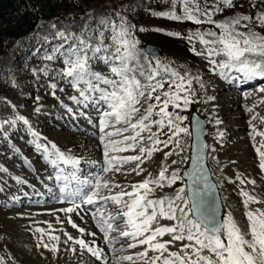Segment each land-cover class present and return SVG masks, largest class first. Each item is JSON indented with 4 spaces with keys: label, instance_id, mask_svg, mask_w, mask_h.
<instances>
[{
    "label": "rangeland",
    "instance_id": "374dc122",
    "mask_svg": "<svg viewBox=\"0 0 264 264\" xmlns=\"http://www.w3.org/2000/svg\"><path fill=\"white\" fill-rule=\"evenodd\" d=\"M130 1L117 8L111 2H106L92 8L79 18L73 15H63L61 18L41 21L30 34L17 41L10 40L6 51L0 57V129L3 127L6 129L0 132V264H117V258L127 256L130 251L133 252L132 255H135L145 249V245L128 248V244L135 241L120 236V232L127 229L124 226H117L115 221L110 220L112 215L120 212L110 211L111 206L108 204H115L111 200L90 213L96 218L94 221L96 230H94L93 221H90L89 216L85 214L89 210H84L82 205L75 208L73 212H64L62 209L74 207L77 204H73L72 201L67 203L64 198L50 194L55 202H60V206L54 204L55 206L50 207L42 205L38 208L36 206L15 208L12 206L13 196L10 194L16 188L24 189L23 184L28 188L33 186L37 188L34 182L40 186L38 189L43 188L41 186L43 181L57 186L59 182L57 177L66 174L68 167L73 169L74 166L71 164L65 165L57 162L60 172L64 170L63 173L59 171L39 173L38 170L44 167V163L50 162L48 153L54 151L51 148L52 144L80 161L77 166V175L80 179L91 180L99 173L102 181L108 182L109 188L99 189L101 197L116 195L121 191L131 192L132 185L139 184L145 179L158 178V173L163 167L168 168L166 175H170L173 170L180 175V171L187 166L191 135L180 134L179 137H173L166 148L163 144L157 145L156 147L160 150L153 152L151 158H148L146 153L139 152L140 147H152V141L147 138L151 133L145 131L141 133L144 139L135 143V150L110 153L116 157L142 155L144 162L140 167L143 171L139 175L133 171L139 163L136 161L116 165L120 168L119 171L99 172V169L101 171L104 166L105 159L103 148H98V146H103L100 140L103 133L99 130L100 121L94 124L93 122L101 116V105L99 108L92 105L93 111H87L83 109L84 104H77L70 99L72 96L82 99L77 89H85L87 85L81 83L74 87L70 83L71 78L64 75L67 50L72 45H78L80 39L96 45L98 43L96 33L100 28L99 21L103 19L118 21L117 14L130 25L135 26L133 18L126 16L129 11H132L133 17H136V21L141 26H146V31H139L134 27V36L140 43L137 46L138 61H133L130 66L136 68L137 78L143 81L139 72L155 69L157 63H159L161 72L167 68L170 72L180 73L184 77L185 86L189 88L187 93H181V95H187L190 103L183 106L181 102L180 108L170 106L168 111L185 117L181 126L188 128L190 133L189 120L193 112L206 121L208 141L211 145L209 165L222 194L225 206L224 220L228 218V214H231L238 226L246 231L248 221L245 213L249 210H264V171L260 168V156L256 151L257 148L264 151V147H261L264 136L254 133V128L256 131L264 132V91H262L264 85L250 86L246 90L237 89L236 86H221L219 79H227L232 73L236 75V70L225 69L223 71L226 75H221V69L211 63L212 59L219 61L222 57H210L206 49L219 47V45H205L195 35L189 41L186 38L165 34V32H177L182 37H187L195 33L206 34L209 31H215L219 36L222 30L217 28L216 24L230 23L240 17L238 31L248 32L251 29L264 35V24L256 19L264 14V0H233L231 7L216 0H198L204 9H210V7L218 9L213 11L211 17L215 23L201 24L188 20L174 21L153 15V13L165 11H176L177 14H181L183 6L179 2L173 9L171 0ZM169 3L170 6L165 7ZM219 16L225 18L218 19ZM243 16H249L252 19L245 21L242 19ZM201 19L206 20L207 17L201 16ZM245 24L247 27L243 26ZM153 29L164 31L158 32ZM104 31L107 36L108 31L106 29ZM60 33L64 35L61 36ZM205 39L214 38L205 35ZM105 42L108 43L107 40ZM147 44L161 47L163 51L161 58L154 59L146 54ZM197 51L203 54L197 55ZM89 63L92 70L101 72L110 79H118L100 60L92 59ZM52 85L56 87L53 88ZM93 95H98V93ZM209 97L214 99H209ZM69 108L71 112L68 111ZM36 109L39 111L37 112ZM12 112L18 117H25L28 124H21L22 129H20L19 124H16V116ZM142 115H144L143 107L134 117V121L139 120ZM152 119H159V117L154 115ZM217 120L220 121L219 124L216 123ZM124 126L123 124L118 125V127ZM106 131H112V128L109 127ZM156 132L157 126H153L152 133ZM164 133L166 134L159 135L162 141L171 135L167 128L164 129ZM124 135H134V132L129 129ZM113 139L119 140L122 137H113ZM153 139L156 137L154 136ZM177 139L179 147L176 145ZM126 143L134 142L127 141ZM38 144L48 146L47 150L37 147ZM40 150L42 153H39ZM169 152L172 154L166 156L165 154ZM173 161L176 163L173 164ZM241 180L245 183L241 184ZM253 180L255 184L248 182ZM152 187L153 192L149 194L148 199H175L181 187L185 189L183 195L186 198V188L182 179L171 186L165 185L160 188L152 185ZM241 189L257 197L260 202L250 203L246 208L245 197L240 194ZM126 198L128 199L127 196L123 197L124 200ZM14 199L19 201L18 198ZM3 203L6 205H2ZM64 203L67 205L63 206ZM176 204L183 206L182 201H176ZM185 211L188 217L192 218L187 208ZM69 220L77 227L73 228ZM75 220L82 223L85 228ZM106 222L113 223L116 230H102V226L106 227ZM175 223L176 221L158 217L153 227L172 226ZM37 229H44V232H38ZM79 229H84V231L80 232ZM97 232H100L103 237L102 246L106 245V251L100 248L103 250L101 257L108 251L112 253L113 259L110 260L106 256L105 260L101 261L100 258L99 261L86 248H81L75 242L83 239L89 247L97 249V242L93 240L94 237L99 238ZM50 235L59 237V240L50 239ZM69 235L73 237V240H68ZM164 236L157 239L161 241L171 239L168 234ZM187 243L191 242L175 241L169 245V251H180L182 244ZM43 244H47L48 248L43 247ZM53 247L58 250H50ZM24 250L27 252L24 253ZM203 254L209 255L206 250ZM152 255L155 253L149 252V256ZM119 264H131V262L120 260ZM137 264H143V262L137 261Z\"/></svg>",
    "mask_w": 264,
    "mask_h": 264
},
{
    "label": "snow or ice",
    "instance_id": "6c2138e0",
    "mask_svg": "<svg viewBox=\"0 0 264 264\" xmlns=\"http://www.w3.org/2000/svg\"><path fill=\"white\" fill-rule=\"evenodd\" d=\"M178 2L183 6L181 14H177L176 11H165L153 13V15L174 21L188 20L195 24L215 23L211 17L213 11L218 9H204L198 0H171L173 9L176 8ZM220 2L229 7L233 6V0H220ZM201 16H205L207 19L202 20ZM117 17L118 21L107 19L99 21L100 28L96 33L98 38L96 45H91L80 39L78 45H72L67 50L64 75L71 78L70 83L74 87L81 83L87 85L85 89H77L82 99H78L76 96H72L70 99L77 104H84L85 107L88 106V103L94 105L102 103L106 106L101 111L99 128L100 132L103 133L100 140L103 143L105 158L101 172L119 171L120 168L116 165L136 161L139 163L133 171L139 175L143 171L140 167L144 162L142 155L116 157L110 153L135 150V143L144 139L141 133L145 131L151 133L147 138L152 141V147H140L139 152L141 154L146 153L148 158H151L153 152L160 150L156 147L157 145L163 144L166 148L173 137H179L180 134L191 135L188 128L181 126L185 117L168 111L170 106L180 108L181 102L183 106L190 103L187 95H181V93H187L189 88L185 86L184 77L180 73L170 72L167 68L161 72L159 63L155 69L147 72L141 70L139 76L143 77V81L138 79L136 68L130 66L133 61H138L137 46L140 41L134 36L135 26L130 25L119 14ZM242 19L247 21L252 17L243 16ZM256 19L264 24V14L256 17ZM240 22L241 18L238 17L230 23L216 24V27L222 30L219 36L215 31H209L206 34L195 33L187 37H182L177 32H165V34L186 38L189 41L195 35L205 45H219V47H210L206 51L210 57H222L219 61L211 60L213 65L221 69V75H226L223 71L225 69H235L249 79L264 77V35L251 29L248 32L238 31L237 26L240 25ZM243 26L247 27L246 24ZM105 29L108 31L107 36H105ZM139 31H146V29L140 28ZM153 31L161 32L164 30L153 29ZM60 35L63 36L64 34L60 33ZM205 35L214 39H205ZM106 40L108 43L105 42ZM192 50L196 51L195 49ZM149 51L155 58V50ZM196 54L201 55L203 53L197 51ZM252 57L262 59H253ZM92 59H98L103 65L108 66L110 72L118 79H110L101 72L92 70L89 63ZM188 83L190 85V82ZM100 85L108 87H101ZM52 87L55 88L56 86L52 85ZM97 93L98 95H93ZM209 99L214 98L209 97ZM141 107L144 108V115L139 120L134 121V117L141 111ZM249 110L251 111V109ZM36 111L38 112L39 109ZM68 111L71 112L72 110L69 108ZM154 115L159 119H152ZM18 119L24 124H28L25 117L20 116ZM216 123L219 124L220 121L217 120ZM121 124L125 126L118 127ZM153 126H157L156 133H152ZM109 127L112 128V131H106ZM165 128L171 132V135L162 141L159 139V135L166 134L164 133ZM129 129L134 132V135H124ZM254 133L264 136V132L256 131L255 128ZM33 135L38 136L36 133ZM154 136L156 139H153ZM113 137H122V139L117 140ZM127 141L134 143L128 144ZM176 145L179 147L178 139ZM37 147L47 150L48 146L38 144ZM261 147H264V141L261 142ZM51 148L54 151L49 152L48 156L54 166L57 162L74 166L73 170L57 177V179L64 181L63 186L60 187V192L66 198L70 200L78 198L81 203L87 205L96 204L97 200L104 202L111 200L115 204H124L126 210H121L112 215L110 220L113 222L118 218L125 220L124 227L127 230L120 232V236L135 241L129 243L128 248H135L139 245L146 247L135 255L117 258V264L120 260L129 261L131 264H137V261H141L143 264H264V210H249L245 213L248 221L246 231L238 226L231 214H228L226 220L219 221L214 210H212L213 206L204 199L206 192L201 191L199 187L200 183L204 184L205 189L212 187L207 184L206 175L196 174L198 169L202 171L199 166V155L192 161L193 172L186 173L192 183L196 185L191 196L185 198L183 195L185 189L181 187L175 199L152 200L148 199L149 194L153 192L152 185L163 188L165 185H174L182 178L176 170H173L170 175H166L168 168L163 167L158 173V178L145 179L139 184L132 185L131 192L121 191L116 195L100 197L99 189L109 188L108 182L102 181L99 173L91 180L80 179L77 175V166L80 161L59 150L55 144H52ZM256 151L260 156V168L264 171V151H261L260 148H257ZM171 154L169 152L165 155ZM172 163L175 164L176 162L173 161ZM237 178L239 179V177ZM240 182L241 184L245 183L244 180ZM248 182L255 184L254 180ZM85 186L88 187V191H85ZM116 187H120V185H116ZM240 194L245 197L244 205L246 208L250 203L260 202L257 197L243 189H241ZM125 196L130 199L125 201L123 199ZM189 200L191 201L190 208ZM176 201H182L183 206L176 204ZM78 207L80 205L77 204L74 207L62 209V211L70 213ZM186 208L197 213L194 219L188 217ZM158 217L173 220L176 223L172 226L153 227ZM69 223L72 221L69 220ZM72 227L76 228L77 225L72 223ZM109 229L116 230L113 223L106 222V227L102 226V230L107 231ZM37 231L43 233L44 229H37ZM79 231L83 232L84 229H79ZM165 234L170 235L171 239L167 241L157 239ZM91 235H95V233H91ZM50 239L59 240V237L50 235ZM68 240H73V237L69 235ZM184 240L191 243L182 244L180 251H169V245L173 242ZM75 242L81 248H86L96 259L101 258L102 249L89 247L83 239ZM43 247L48 248V245L43 244ZM50 250L57 251L58 249L53 247ZM205 250L209 255L203 254ZM149 252H153L155 255L149 256Z\"/></svg>",
    "mask_w": 264,
    "mask_h": 264
},
{
    "label": "trees",
    "instance_id": "16d2710c",
    "mask_svg": "<svg viewBox=\"0 0 264 264\" xmlns=\"http://www.w3.org/2000/svg\"><path fill=\"white\" fill-rule=\"evenodd\" d=\"M106 2L114 7L131 2L130 0H0V57L6 51L10 40H19L30 34L40 21L61 18L63 15L81 17L92 8ZM135 21L137 30L141 26L132 11L126 14ZM138 18V17H137ZM131 19V18H130Z\"/></svg>",
    "mask_w": 264,
    "mask_h": 264
},
{
    "label": "bare ground",
    "instance_id": "6f19581e",
    "mask_svg": "<svg viewBox=\"0 0 264 264\" xmlns=\"http://www.w3.org/2000/svg\"><path fill=\"white\" fill-rule=\"evenodd\" d=\"M4 61V60H3ZM6 63V62H5ZM1 65V64H0ZM235 72V71H234ZM228 75V74H227ZM264 79V77H255V78H251V79H249V78H246V77H244V75L242 74V73H240V72H238V71H236V75L234 74V73H232V74H229L228 75V77H227V79L225 78L224 80L226 81H224L223 79H219V83L221 84V86L223 85H227V86H230V87H234V86H236L237 87V89H241V90H246L248 87H250V86H252V87H257V86H259V84L260 85H264V81H262ZM228 81V82H227ZM225 90V89H224ZM69 99V98H68ZM94 106V104H92V103H88V106L85 108H83V109H85V110H87V111H93L92 109H91V106ZM101 105V111L106 107L105 105H103L102 103L100 104ZM100 105H95V107H98L99 108V106ZM84 106V105H83ZM62 117V116H61ZM100 119H101V116H99V117H97L96 119H95V121L93 122V124L95 123V122H97V121H100ZM84 121V120H83ZM3 122V121H2ZM20 129H22V126H20L19 127ZM207 133H208V128H207ZM101 136V135H100ZM206 139L207 140H209L208 139V136H207V134H206ZM209 142V141H208ZM33 144V143H32ZM210 144V143H209ZM30 145V144H29ZM211 146V145H210ZM98 148H103V146H98ZM210 149H211V147H210ZM96 150V149H95ZM41 151V150H40ZM39 152V151H38ZM39 153H42V151L41 152H39ZM209 153H210V151H209ZM210 158V157H209ZM91 159V158H90ZM45 161H47V160H45ZM211 162V161H210ZM60 164V163H59ZM57 165V164H56ZM103 165H104V163H103ZM88 166V165H87ZM102 166V165H101ZM67 172H69V171H71V170H73V169H71V167H68L67 168ZM39 171V173L40 174H46V173H48V172H50V171H59L60 172V170H59V166L57 165V166H53L50 162H45L44 163V167L43 168H41V169H39L38 170ZM93 171H97L96 169H93ZM36 172H37V170H36ZM64 172V170H61V172L60 173H63ZM99 172H101L100 171V169H99ZM95 177V176H94ZM41 178V177H40ZM42 181V180H41ZM216 181V180H215ZM35 184H36V187L37 188H35L34 186L33 187H26L24 184H23V188L24 189H18V188H16V190L15 191H13V193H10L14 198H18V200L19 201H13L12 200V202H13V207H15V208H21V207H25V206H30V207H32V206H36V208H38L39 206H42V205H44V206H47L48 205V207H50V206H55L54 204H56V206H60V202H55L54 201V199H52V197H51V195L50 194H55V195H57L58 197H61L63 194L60 192V187H62L63 186V184H64V181L63 180H61V181H59L58 183H57V186H53V185H49L47 182H42V187L43 188H41V189H38V187H40V186H37V183L36 182H34ZM216 184H218L217 182H216ZM25 186V187H24ZM219 186V185H218ZM220 188V187H219ZM40 190L42 191V192H40ZM89 189H88V187L87 186H85V191H88ZM15 192V193H14ZM45 193H47L49 196H45ZM46 194V195H47ZM107 194V193H106ZM30 196H32V198L30 199ZM107 196V195H106ZM7 197H8V195H7ZM101 197V196H100ZM64 198H66L65 196H64ZM130 198L128 197V199L126 198L125 199V201H127V200H129ZM66 201H72L73 202V204H78V205H82V208H85L84 210H86V209H88L89 210V212H85V214L86 215H88L89 216V218H90V221H93V228H94V230H96L95 228H96V223L94 222L95 221V217L94 216H92L90 213L91 212H93V211H95V210H97V209H99V208H101V206L102 205H105V203L106 202H104V201H100V200H97V203L96 204H93V205H87V204H83V203H81V201L80 200H77V199H74V200H70V199H68V198H66ZM68 203V202H67ZM69 204H71V203H69ZM2 205H4V203L2 204ZM5 205H6V203H5ZM4 205V206H5ZM67 205V204H66ZM65 205V203H64V205L63 206H66ZM107 206V205H106ZM108 206H111L110 207V211H112V212H118V211H121V210H126V209H124V204H122V203H120V205L119 204H108ZM34 208V207H33ZM79 208V207H78ZM114 208V209H113ZM77 218V217H76ZM81 220V219H80ZM79 220V221H80ZM75 222H77L76 220H75ZM81 227H83V228H85L84 226H82V223H80V222H77ZM84 223V222H83ZM115 223L117 224V226H119V227H122V226H124V220L122 219V218H118L116 221H115ZM98 233V232H97ZM98 235H99V238L97 239L96 237H94L93 238V240H95L96 242H97V249H100V248H103V250L104 251H106V245L103 247L102 246V244L104 243V240H103V237H102V235H101V233L99 232L98 233ZM164 237H166V236H164ZM89 241H90V239H88ZM163 240V239H162ZM5 246V245H4ZM9 246V245H8ZM21 251H22V249H21ZM85 250H83V252H84ZM24 253H26L27 251L26 250H24L23 251ZM29 252H30V250H29ZM28 252V253H29ZM32 252V251H31ZM86 252V251H85ZM27 253V254H28ZM33 253H34V251H33ZM133 254V252L132 251H130L129 253H127V255H132ZM25 255V254H24ZM27 256H29V255H27ZM108 257L110 260L111 259H113V257H112V253H110V252H106V255H102V257H101V261L102 260H105V257ZM33 259V258H32ZM99 260V261H100ZM98 261V262H99ZM35 262V261H34ZM28 264H33V263H28ZM36 264V263H35ZM107 264V263H106Z\"/></svg>",
    "mask_w": 264,
    "mask_h": 264
},
{
    "label": "water",
    "instance_id": "95a60500",
    "mask_svg": "<svg viewBox=\"0 0 264 264\" xmlns=\"http://www.w3.org/2000/svg\"><path fill=\"white\" fill-rule=\"evenodd\" d=\"M149 50H155L156 52L155 58H159L162 55L161 48L157 46L148 45L146 47V52L151 55ZM190 127H191L192 142H191V149L189 154V163L188 166L185 167L181 172V177L186 182L187 185V197L191 196L192 190L196 187V185L192 183V181L189 179L186 173L193 172L194 166L192 161L197 157V155H199L200 157L199 166L200 168H202V171L198 169L196 174L206 175L207 184L212 186L210 189H205L204 184L200 183L199 187L201 191L206 192L204 199L206 202H208L213 206L212 210H214L217 219L219 221H223L224 205H223L222 197L218 185L213 179L212 172L208 162L210 144L206 139V134H207L206 122L197 113L194 112L190 119ZM189 203L191 207L190 200ZM191 213H192V217L195 218L197 213L195 211H191Z\"/></svg>",
    "mask_w": 264,
    "mask_h": 264
}]
</instances>
